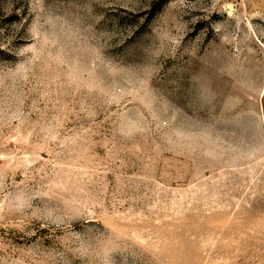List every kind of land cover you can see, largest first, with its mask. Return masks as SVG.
<instances>
[{
	"label": "rangeland",
	"instance_id": "obj_1",
	"mask_svg": "<svg viewBox=\"0 0 264 264\" xmlns=\"http://www.w3.org/2000/svg\"><path fill=\"white\" fill-rule=\"evenodd\" d=\"M0 264H264V0H0Z\"/></svg>",
	"mask_w": 264,
	"mask_h": 264
}]
</instances>
